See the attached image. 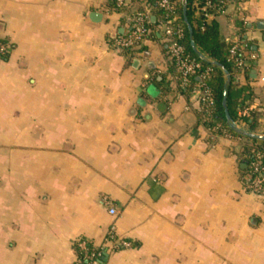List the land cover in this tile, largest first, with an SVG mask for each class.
I'll return each instance as SVG.
<instances>
[{
	"label": "crops",
	"instance_id": "1",
	"mask_svg": "<svg viewBox=\"0 0 264 264\" xmlns=\"http://www.w3.org/2000/svg\"><path fill=\"white\" fill-rule=\"evenodd\" d=\"M111 3L0 0V264H75L80 239L97 264H264L244 139L209 132L161 32L131 60L114 47L129 25ZM216 21L248 45L232 97L262 134L264 0H231ZM112 227L129 248L106 250Z\"/></svg>",
	"mask_w": 264,
	"mask_h": 264
},
{
	"label": "trees",
	"instance_id": "2",
	"mask_svg": "<svg viewBox=\"0 0 264 264\" xmlns=\"http://www.w3.org/2000/svg\"><path fill=\"white\" fill-rule=\"evenodd\" d=\"M136 1V0H135ZM139 6L134 5V1L131 0V5L128 7H119L117 0H112L111 9L115 11L124 10L126 12L142 11L147 6L150 9V16L155 15L157 22L153 23L150 18L149 27L155 29L156 26L166 19V12L160 6L162 0H138ZM173 1V0H170ZM198 6H204L207 2L214 4L215 6H221L222 1L226 2L228 6L231 0H198ZM142 6H141V5ZM194 4L193 0H177L175 1V13L173 23L180 24L184 28V35L180 39V42L185 46L187 55L197 62H200L202 69L200 74H206L204 80L205 88L211 94L214 99V106L210 109L211 116L209 123L204 118L205 109H201V120L208 127L209 125H218L221 129H225L230 135L244 139L241 145V155L244 163L248 164V167L243 170V179L249 184L254 179V174L251 172L250 164L254 160V153L261 150L264 147V141L252 138L245 134L238 133L236 129L232 128V124L241 126L243 132L254 133L258 126V119L256 114L251 111L247 116L239 114L240 108L243 107V102H238L232 97V89L234 87V80L241 69L238 67L237 57H231L229 53L230 45L220 38L219 26L216 18L220 16L214 12L213 9L208 11L213 16L207 17L204 11L200 10ZM185 7V9H184ZM186 12V17L185 13ZM189 26L192 28V34L189 31ZM130 32L128 27L123 34L127 35ZM156 32H152L149 38L156 37ZM243 38V37H242ZM194 42L198 51L194 50L191 42ZM114 42V41H113ZM166 44V42H165ZM8 42L0 40V48L2 46L9 47ZM167 45V44H166ZM141 47L138 48H122L120 53L125 55L131 60L132 56L138 52ZM7 52L0 50V56H6ZM168 57V55H167ZM172 72L175 77L177 89L179 93L185 95H191L193 90L198 87L200 80L198 75L190 77V84L186 88L181 87L182 75L177 71L174 63L169 60ZM247 66L243 69V72L247 71ZM227 74L230 75V83L226 85ZM152 82L157 86H161L163 81H159L156 75H152ZM227 90V106H224V92ZM226 110L230 115V120L227 119ZM243 125V127H242ZM264 134V132L262 133ZM247 175L251 177L248 178Z\"/></svg>",
	"mask_w": 264,
	"mask_h": 264
},
{
	"label": "built area",
	"instance_id": "3",
	"mask_svg": "<svg viewBox=\"0 0 264 264\" xmlns=\"http://www.w3.org/2000/svg\"><path fill=\"white\" fill-rule=\"evenodd\" d=\"M175 1L177 0H162L160 6L165 10L166 19L159 22L155 29L149 27L150 24V9L146 6L142 11H131L126 14V21L129 25L130 32L125 34L117 35L114 39V47L117 49L122 48H138L144 41H146L152 32H161L164 41L167 44V55L168 60L174 63L177 71L182 75L181 87L186 88L190 84V77L194 75L199 76L200 83L197 88L193 90L192 94L199 95V103L201 109H205L206 121L209 123L211 116L210 109L214 106V99L210 92L206 90L204 80L206 74H200L202 65L200 62L191 59L187 53L185 46L180 42V39L184 35V28L180 24H175L174 18L172 17L175 13ZM194 4L198 6L199 1L193 0ZM225 1V0H224ZM227 1V0H226ZM117 5L121 8L128 7L131 5V0H117ZM226 2L222 1L221 6H215L210 2H207L204 6H198V8L206 14L207 17L213 16L208 11L213 9L217 14H223L227 6ZM243 35L240 32L232 34L224 39V41L230 45L229 53L231 57H237L238 67L243 72V69L248 66L247 49L248 45L243 40ZM2 51H6L7 48L2 46ZM251 110L243 106L239 110V114L247 116ZM209 132L213 134L230 135L225 129H221L218 125H209ZM254 160L250 164L251 172L254 174V179L249 187L256 193L264 192V147L254 153ZM251 177V176H250ZM109 213L112 216L118 215V210L114 206L109 205ZM131 246V243L123 238H120L115 233V228L112 227L109 231L106 243L104 247L108 251H115L126 249ZM77 251L79 252V261L75 264H97L100 262L102 251L97 250L91 246L88 240L80 239L76 245Z\"/></svg>",
	"mask_w": 264,
	"mask_h": 264
},
{
	"label": "water",
	"instance_id": "4",
	"mask_svg": "<svg viewBox=\"0 0 264 264\" xmlns=\"http://www.w3.org/2000/svg\"><path fill=\"white\" fill-rule=\"evenodd\" d=\"M184 9H185V7H184ZM184 13H185V17H186V12L184 11ZM189 31L192 34V28H191V26H189ZM191 44H192V47L194 48V50L198 51L193 41L191 42ZM230 79H231L230 75L227 74V82H226V85H228L230 83ZM223 104H224V106H227V90L224 92ZM226 115H227V119L230 120V115H229L228 110H226ZM231 127L234 128V129H236V131L238 133L245 134V135L250 136L252 138H256V139H259V140L264 141V135L263 134L243 132L239 126L237 127L234 124H232ZM242 167H244V168L247 167V164L244 163L242 165Z\"/></svg>",
	"mask_w": 264,
	"mask_h": 264
}]
</instances>
